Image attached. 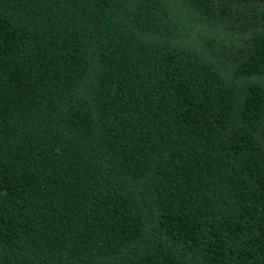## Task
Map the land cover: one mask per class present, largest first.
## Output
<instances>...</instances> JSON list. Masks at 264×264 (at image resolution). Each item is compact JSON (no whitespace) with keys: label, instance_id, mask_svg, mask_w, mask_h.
Here are the masks:
<instances>
[{"label":"trees","instance_id":"obj_1","mask_svg":"<svg viewBox=\"0 0 264 264\" xmlns=\"http://www.w3.org/2000/svg\"><path fill=\"white\" fill-rule=\"evenodd\" d=\"M0 264H264V0H0Z\"/></svg>","mask_w":264,"mask_h":264}]
</instances>
